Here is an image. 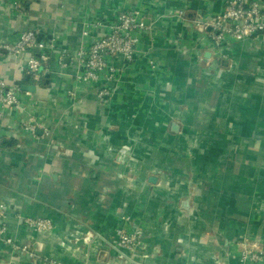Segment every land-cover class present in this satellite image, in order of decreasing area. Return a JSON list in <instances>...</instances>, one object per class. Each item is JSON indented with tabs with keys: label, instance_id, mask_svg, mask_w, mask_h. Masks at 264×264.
Instances as JSON below:
<instances>
[{
	"label": "crops",
	"instance_id": "obj_1",
	"mask_svg": "<svg viewBox=\"0 0 264 264\" xmlns=\"http://www.w3.org/2000/svg\"><path fill=\"white\" fill-rule=\"evenodd\" d=\"M224 2L0 0V42L36 30L55 44L38 77L21 70L32 53L0 55V79L21 89L0 128L7 237L64 264H240L242 239L264 249V32L216 52L203 24ZM129 8L144 16L139 52L113 60L121 73L101 99L57 56ZM30 116L50 134L24 133ZM120 228L139 230L141 246L119 253ZM0 264L46 263L0 240Z\"/></svg>",
	"mask_w": 264,
	"mask_h": 264
},
{
	"label": "built area",
	"instance_id": "obj_2",
	"mask_svg": "<svg viewBox=\"0 0 264 264\" xmlns=\"http://www.w3.org/2000/svg\"><path fill=\"white\" fill-rule=\"evenodd\" d=\"M209 28L210 37L216 52L221 53L233 42L244 41L264 32V0H225L222 13L203 24ZM107 29V33L88 46H81L71 53L57 56L61 67H66L68 57L78 62L76 79L81 83L98 84V95L102 98L111 97L114 92L110 84L116 81L121 69L114 65L113 60L122 57L127 64L133 63L140 47V33L146 28L144 16L137 8L126 9L115 20L98 24ZM89 29L84 32L89 35ZM32 53L21 70L34 77L45 71L54 58L55 44L39 37L36 30H25L17 33L10 41L0 42V55L18 58L24 53ZM224 57V56H221ZM21 89L18 85L9 84L0 79V128L5 110L20 105ZM21 130L31 137L48 136L50 130L43 121L30 116L20 123ZM4 204H0V240L4 241L15 252H21L32 258H40L46 264H64L56 259L40 256L28 244L19 245L6 236L7 223ZM24 225L39 233L54 229L51 219L43 217H23ZM139 230L127 231L118 229L116 238L112 241L114 248L123 254L122 250L135 249L142 244ZM240 264H264V249L259 242L244 238L239 241Z\"/></svg>",
	"mask_w": 264,
	"mask_h": 264
},
{
	"label": "rangeland",
	"instance_id": "obj_3",
	"mask_svg": "<svg viewBox=\"0 0 264 264\" xmlns=\"http://www.w3.org/2000/svg\"><path fill=\"white\" fill-rule=\"evenodd\" d=\"M153 144V143H152ZM177 144H180L181 145V143H175V142H170V143H168V145L169 146H175V145H177ZM170 148V147H169ZM249 239V238H248Z\"/></svg>",
	"mask_w": 264,
	"mask_h": 264
}]
</instances>
